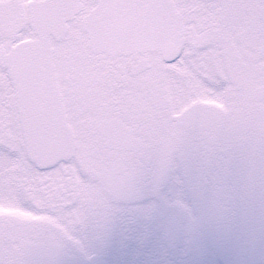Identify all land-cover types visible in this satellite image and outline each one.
Wrapping results in <instances>:
<instances>
[{"label": "snow or ice", "instance_id": "obj_1", "mask_svg": "<svg viewBox=\"0 0 264 264\" xmlns=\"http://www.w3.org/2000/svg\"><path fill=\"white\" fill-rule=\"evenodd\" d=\"M239 9L255 14L244 47ZM223 97L264 139V0H0V264H95L133 221L121 205L186 129L216 127Z\"/></svg>", "mask_w": 264, "mask_h": 264}, {"label": "clouds", "instance_id": "obj_2", "mask_svg": "<svg viewBox=\"0 0 264 264\" xmlns=\"http://www.w3.org/2000/svg\"><path fill=\"white\" fill-rule=\"evenodd\" d=\"M231 14L234 43L244 47L255 14ZM186 31L191 46L195 29L186 25ZM238 100L223 97L211 106L216 127L186 129L167 167L157 160L152 176L140 182L143 198L121 205L132 210L133 221L120 234L126 242L131 238L134 264H213L217 256L221 264H264V139L257 142ZM169 119L180 124L175 111ZM223 149L227 166L212 159ZM189 151L196 157L194 170L186 163Z\"/></svg>", "mask_w": 264, "mask_h": 264}, {"label": "flooded vegetation", "instance_id": "obj_3", "mask_svg": "<svg viewBox=\"0 0 264 264\" xmlns=\"http://www.w3.org/2000/svg\"><path fill=\"white\" fill-rule=\"evenodd\" d=\"M96 257L111 264H134L136 259L131 238H127L126 242L125 238H123L120 233H117L112 240L100 250ZM221 260L222 257L217 256L213 264H221Z\"/></svg>", "mask_w": 264, "mask_h": 264}]
</instances>
